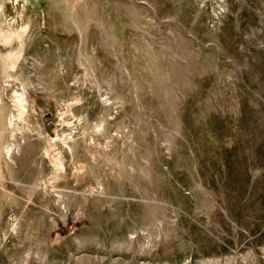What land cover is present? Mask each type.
Returning <instances> with one entry per match:
<instances>
[{"label":"rangeland","instance_id":"374dc122","mask_svg":"<svg viewBox=\"0 0 264 264\" xmlns=\"http://www.w3.org/2000/svg\"><path fill=\"white\" fill-rule=\"evenodd\" d=\"M0 264H264V0H0Z\"/></svg>","mask_w":264,"mask_h":264}]
</instances>
